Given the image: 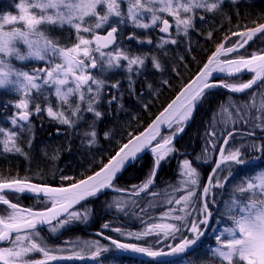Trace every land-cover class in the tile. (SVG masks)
<instances>
[{
  "label": "snow or ice",
  "instance_id": "6c2138e0",
  "mask_svg": "<svg viewBox=\"0 0 264 264\" xmlns=\"http://www.w3.org/2000/svg\"><path fill=\"white\" fill-rule=\"evenodd\" d=\"M249 2L20 0L15 4L19 9L17 15L0 14V90L18 96L0 109L6 111L9 105L13 108L12 115L4 117L9 126L0 123V156L20 155L30 160L35 151L36 121L40 128L45 123L58 125L48 132L50 138L53 132L66 139L79 137L81 146L89 150L99 147L103 139L111 141L113 148L107 162L100 161L98 170L79 179L64 173L59 176L64 183L59 185L37 183L29 176H0V205L4 206L0 208V264L96 260L108 251L99 241L70 240L65 244L71 247L54 246L41 233L55 235L73 225H87L94 218L92 202L106 191L124 194L105 205L122 213L129 206L139 205L135 198L141 193L159 197L149 200V207H168L160 214L159 222H145L141 232L124 233L110 222H102V229L136 239L156 235L167 240L181 235L180 242L168 245L170 251L165 252L120 243L103 232L97 233L111 239L117 249L152 258L187 254L200 259L199 254L208 255L204 252L207 247L220 264H264V170L238 176L235 167L264 160V23L254 20L253 27L237 23L235 30L230 26L203 66L181 85L174 98L143 130L126 127L123 139L114 135L112 126L105 125V130H100L102 122L111 118L115 123L122 112L130 111L124 103L125 95L137 101L141 112L151 114L153 100L145 96V90L157 98L163 86L171 87L163 58L172 60L171 71L180 76L175 59L169 57L173 48L181 45L191 53L196 42L193 36L203 35L211 40L215 29L210 28L206 34L202 29L217 17L231 25L228 10H234L239 18L238 5ZM126 28L133 31L125 34ZM136 29L143 30V35H138ZM57 30L65 34L64 42ZM125 41L150 47L137 52ZM178 60L183 64L185 57L178 55ZM33 61L42 63L31 68L25 63ZM150 70L160 74L156 87L146 75ZM108 73L123 75L108 79ZM249 74L245 81L243 77ZM141 79L143 86L138 90L137 82ZM122 81H126V86ZM217 89L229 95L217 102L206 122L204 145L196 157L199 163L193 167L192 161L183 159L176 183L157 191L154 185L162 164L169 163L168 157L179 152L175 139L190 126L197 109L210 103ZM246 92L244 101L232 95ZM131 120L139 122V114H133ZM237 124L244 128L236 127ZM237 133L241 138H250L249 141L236 146ZM39 150L56 161L62 148L56 146L49 151L44 144ZM71 150L69 140L63 151ZM145 156L151 157V165L144 180L128 188L119 187L117 181L129 168L141 165ZM200 164L209 165L206 178L198 171ZM226 185L230 187L229 198L213 222L220 225L221 218H226L231 223L212 229L215 247L205 245V226L213 219L210 205H216V195H222L214 189H224ZM25 195L36 199L42 207L20 204L18 201ZM189 264H194V259Z\"/></svg>",
  "mask_w": 264,
  "mask_h": 264
},
{
  "label": "trees",
  "instance_id": "16d2710c",
  "mask_svg": "<svg viewBox=\"0 0 264 264\" xmlns=\"http://www.w3.org/2000/svg\"><path fill=\"white\" fill-rule=\"evenodd\" d=\"M246 4L248 6L240 8L239 18L235 15L234 10L233 12L229 11L228 15L232 17L231 25L229 24V21L225 20L223 17H217L209 27H205L202 29L205 34L208 30H210V28L215 29L213 31V37L211 40H206L203 35L199 37L193 36V39L196 42L192 45L191 53L185 52L184 47L181 45H177L175 46V48L169 46L170 48H173V50L169 53V57L175 59L176 71H178L181 75L176 76L175 73L171 71L173 67L172 60L167 57L163 58L164 63L168 68L167 78L169 79L171 87L163 86L161 88L160 95L157 98H153L149 96V94L147 95L145 90V96L147 95L146 97L148 99L153 100L150 108L151 114L141 112L137 101L131 96H125L124 103L125 106L130 109V111L128 113L122 112L115 123L112 122L111 118L107 119L105 122H102L100 126L101 132L105 130V125H109L115 129L114 135H118L120 139H123V132L126 127L129 130L135 129L136 131H141L146 128L152 121V119H154L155 115H157L159 111H161L162 108L166 106L172 98H174L181 85L187 82L196 73V71L203 66V63L206 61L207 56L211 51H214L215 44L219 43L224 38L230 26L233 28V30H235L237 23L241 25L247 24L248 27L255 26L253 24L254 20L257 23H264V0H250V2ZM233 39L236 38L234 37ZM129 43L133 44L131 47L133 51H139L137 45L134 42ZM249 47H251V45ZM178 55H182L185 57L183 64L179 62ZM193 57H195V59H193ZM249 78L250 74L243 77L245 81ZM111 79H115L114 75H112ZM122 84H125L124 81H122ZM142 86L143 81L140 80L137 83V89H141ZM228 95L229 94L225 93L222 90H217L210 103L204 104L203 107L197 109L195 118L191 122L190 126L187 127L185 129V132L174 142L176 148L179 149V152L177 153L191 160L195 167L198 163L196 162V160H194V158L197 157L204 145V129L206 126V122L210 119L217 102L224 100ZM246 96L247 94L243 95V97H240L239 99H244ZM16 99H18V96L15 93L1 92L0 109H2V106L6 101H14ZM12 113L13 108L11 105L8 106L6 111L0 110V123H3L5 127H8L9 125L4 120V117L11 116ZM136 113L139 114V122L131 120V116ZM33 120H35V117H33ZM36 124V139L34 142L35 151L32 152L31 159L26 160L20 155L10 154H4L3 156H0V176H29L33 179L34 182L37 183H50L53 185H59L61 183H64L59 180L60 175L67 173L76 177L77 179L82 178V176H86L88 174H91L93 171L98 170L100 167V161L103 160L104 162H107L108 156L113 152V148L110 146L112 143L111 141H105L101 139L99 147H95L89 150L81 146L79 137H71L69 139H66L64 136L57 137L53 132L50 138L48 132L58 125H49L45 123L44 127L40 128V122L36 121ZM84 127H86V125H84ZM237 127L241 129L244 128V126ZM237 134L238 135L236 136V139L241 138L240 133ZM244 139L245 143L249 141L247 137H245ZM69 140L71 143V152L63 151V148L68 146ZM44 144H47L49 146V151H51V149L56 146H61L62 150L60 153V158L56 161H51L47 157H45L39 150L44 146ZM150 165L151 157L145 156V159L141 163V165L129 168L124 173L123 178L117 181L118 186L121 188H128L133 184L141 183V181L144 180L145 175L150 168ZM57 169H60L62 171H57ZM207 171L208 170L202 171V175L205 178L208 175ZM176 173V161H170V163L162 164L161 170L156 177V182L154 185L156 190L167 186L171 181H173ZM121 195L124 194L119 195L111 192H105L103 196L92 202L91 206L94 210V218L87 225H73L70 230L66 229L64 234L60 238H52V236L47 234V231L42 232V236H44L48 240L50 245L54 246H65V241H67L68 238L71 239V237H80L85 241H87L88 239H94L95 241H99L101 245H111L110 243L99 238L96 235V233L103 232L104 236L116 239L120 243H125V241H122L121 234L108 229H102L100 227V224L102 222H110L112 227H119L122 232H125V229H130L128 231H131V229L138 228L139 221L138 219H136V214H142L140 212L141 208H145V203L148 202L146 198L149 196H145V194L143 193L139 197H136L135 199L140 201L139 205L129 206L123 213L118 211L116 208L109 209L105 207L107 203L112 202L113 197H118ZM18 202L25 207H42V205L39 204L36 199L24 196H22ZM204 262L207 264H218L208 263L209 261L207 260H205Z\"/></svg>",
  "mask_w": 264,
  "mask_h": 264
},
{
  "label": "rangeland",
  "instance_id": "374dc122",
  "mask_svg": "<svg viewBox=\"0 0 264 264\" xmlns=\"http://www.w3.org/2000/svg\"><path fill=\"white\" fill-rule=\"evenodd\" d=\"M19 2H20V0H0V14H5L6 15V14L11 13L13 15H17L19 13V9L15 7V4H17ZM246 6H248V5L247 4L238 5L239 9L243 8V7H246ZM229 11L233 12V10H231V9L228 10V13H229ZM131 31H133V29L126 28L125 29V34H127L128 32H131ZM135 31L137 32L138 35H143V30L136 29ZM56 34L60 36L61 42H64L65 34L63 32H61V31H59V30H57ZM129 42L130 41H125V43H129ZM252 43L253 42H251V44ZM251 44H249V46ZM132 45L133 44H131V47H132ZM137 47H138L139 51H141L142 49L146 50V49L149 48V46H138V45H137ZM25 63H27L28 66L31 68V67L39 66L40 63H42V62L33 61V62H25ZM16 65L18 67L21 66L19 62H16ZM112 75H114V77L116 79V78L122 77L123 74L122 73H108L106 78L108 77L109 79H111ZM146 75L148 76V79L152 81L154 87L159 85V76H160V74L150 70V71H148L146 73ZM124 83L125 84H123V85L126 86V81H124ZM217 90H222V89H217ZM222 91L227 93L225 90H222ZM1 92H6L7 93V92H10V91L6 90V89H3V90H0V93ZM146 94L148 95V91L147 90H146ZM227 94H229V93H227ZM246 94H247V92L244 93V94H232V95L236 99H238L240 101H244V100L247 99V96L244 99H239V98L243 97V95H246ZM125 96H128V95H125ZM237 126L241 127V126H244V125L237 124L236 127ZM182 134H180L175 139V141ZM258 136H259V133H258ZM248 139H250V138H248ZM235 142H236V146L239 147L242 143H245V139L244 138L235 139ZM231 143H232V141H230V144ZM200 153H201V151L199 152V154ZM183 159H185V157L181 156L178 153H174L170 157H168L169 161H171V162L172 161H176L177 162V171H178V167H179V165H180V163L182 162ZM194 160H196V158H194ZM196 162L199 163L197 160H196ZM192 164H193V162H192ZM193 167H195V166L193 165ZM236 169H237V175L238 176L242 175L243 173H251L254 170H264V160H261V161H259L257 163L249 164L247 166H236ZM203 170H208L207 172L209 174V165L208 164H200V167L198 168V171H200L202 173ZM176 181H177V173H176V176H175L174 180L171 181L170 183H176ZM165 187H163L161 189H158L157 191H163ZM229 191H230L229 185H226L224 189H214V192L222 193V195H216L215 199L217 201V204L216 205H210V208L213 211V219L210 220L209 225L205 226L208 229L205 232V237L202 238L205 241V245H211V246L215 247V240H214L215 233L212 231V229L222 228L223 226H228L231 223L230 221H227L226 218H221V224L220 225H217L216 223L213 222L217 218L218 213L223 210V202L229 198L228 197V192ZM142 194L143 193H141L140 195H142ZM176 195H180V193H176ZM197 195H199V192L197 193ZM24 197H27V196H24ZM152 199H159V197L153 198V197L149 196V197L146 198V200L148 202H149V200H152ZM148 202L145 203L146 205H145V208H144L145 209L144 213L142 211H140L142 214H136V219H138V221H139L138 228L131 229V231H128L130 229H125L126 231L125 232L123 231L124 233H133V234H135L137 232L143 231V229L145 227V222L151 223L152 220H156L157 222H159L160 214L162 212H164L167 209L168 206L167 205H161V206H156V207H149L148 206ZM1 207H4V206L0 205V208ZM146 213L150 214L151 218ZM64 232H65V230H61L60 233H57L55 235H51L49 233H47V234L52 236V238L53 237L60 238V237H62ZM118 234H120V233H118ZM96 235L99 238H101V239H103V240H105V241H107L108 243L111 244V245L105 246V247L108 248V251L102 252L101 255L96 260L85 259V261L81 260V262H75L74 261V262H65V263H56V264H72V263H80V264H84V263L85 264H189V260L190 259H194V264H196V263L197 264L198 263L207 264V263L204 262L205 260L209 261L208 263H218V264H220V261L211 255V253L209 252L207 247L204 248V252H208V255L205 256V255H203L201 253V254H199L200 257H201L200 259H195L193 257L188 256L187 254H178V255H175V256H166V257L152 258V257H148V256H145V255H142V254L132 253L131 251H124V250L117 249L115 247V245H113L111 243V239L106 240V239H104L103 236L98 235L97 233H96ZM121 236H122V241H125V243L136 244L138 246L152 247L153 250H163L165 252L170 251V248L168 247V245L175 246L181 240V235L179 233L176 235L175 239H167V240H165L163 238V236L157 237L156 235L145 237L143 239H136L134 236H129V235H121ZM70 240L71 241H76V240H83V239H81L80 237H75V238L71 237V239H69V238L67 239V241H70ZM83 241H85V240H83ZM87 241H95V240L94 239H88ZM0 246H3V245H0ZM64 247H71V246L65 244ZM86 254H89V253L86 251Z\"/></svg>",
  "mask_w": 264,
  "mask_h": 264
},
{
  "label": "water",
  "instance_id": "95a60500",
  "mask_svg": "<svg viewBox=\"0 0 264 264\" xmlns=\"http://www.w3.org/2000/svg\"><path fill=\"white\" fill-rule=\"evenodd\" d=\"M250 44H251V42H250ZM216 74H214V76H215ZM251 75V74H250ZM245 76H248V75H245ZM162 134H164V132H163V130H162ZM106 192H111V193H115L116 194V192H112V191H106ZM117 194H121V193H117ZM26 196V195H25ZM77 207H79V206H77ZM128 254V253H127ZM82 261H85V260H82ZM65 262H74V261H61V262H53V264H56V263H65ZM75 262H81V260H75Z\"/></svg>",
  "mask_w": 264,
  "mask_h": 264
}]
</instances>
